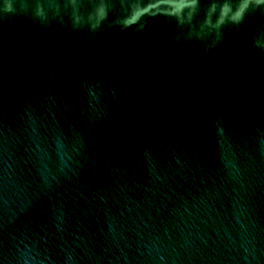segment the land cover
<instances>
[{
	"label": "water",
	"instance_id": "1",
	"mask_svg": "<svg viewBox=\"0 0 264 264\" xmlns=\"http://www.w3.org/2000/svg\"><path fill=\"white\" fill-rule=\"evenodd\" d=\"M161 2L142 0L152 10L102 44L0 19L10 264H264V56L244 38L254 14L206 55L195 39L165 51L177 21Z\"/></svg>",
	"mask_w": 264,
	"mask_h": 264
},
{
	"label": "clouds",
	"instance_id": "2",
	"mask_svg": "<svg viewBox=\"0 0 264 264\" xmlns=\"http://www.w3.org/2000/svg\"><path fill=\"white\" fill-rule=\"evenodd\" d=\"M167 8L169 11L164 14L176 18L177 25L162 44L165 51L182 39H195L203 44L206 55L209 49L223 41L222 28L225 25L237 26L239 31L238 26L245 13L251 12L253 20L244 32V38L246 42L250 40L251 46L264 56V0H241L239 7L233 0H208L207 3L202 0H176L175 7L167 5ZM146 9L142 0H0V19L23 15L44 26L59 23L73 33L87 32L88 41L98 40L102 44L118 37L119 33L110 31L113 27L124 31L137 25L145 16ZM109 16L113 17L112 22L106 23ZM108 119L95 127L103 125ZM0 264H10L2 240Z\"/></svg>",
	"mask_w": 264,
	"mask_h": 264
},
{
	"label": "snow or ice",
	"instance_id": "3",
	"mask_svg": "<svg viewBox=\"0 0 264 264\" xmlns=\"http://www.w3.org/2000/svg\"><path fill=\"white\" fill-rule=\"evenodd\" d=\"M162 3L167 4L168 6H171V7L176 6V0H162ZM160 6H161V4H156L153 7H160ZM151 10H152L151 8H148L145 10V13H143V14H146L147 12H149ZM133 22H135V20H133Z\"/></svg>",
	"mask_w": 264,
	"mask_h": 264
}]
</instances>
